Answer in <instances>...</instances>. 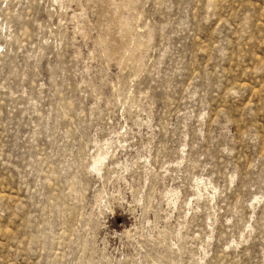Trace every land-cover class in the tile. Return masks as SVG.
Here are the masks:
<instances>
[{"label":"rangeland","instance_id":"rangeland-1","mask_svg":"<svg viewBox=\"0 0 264 264\" xmlns=\"http://www.w3.org/2000/svg\"><path fill=\"white\" fill-rule=\"evenodd\" d=\"M0 264H264V0H0Z\"/></svg>","mask_w":264,"mask_h":264}]
</instances>
